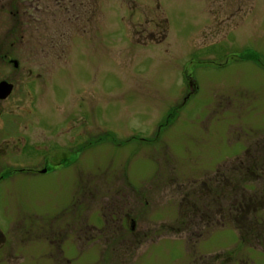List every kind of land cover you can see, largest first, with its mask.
Instances as JSON below:
<instances>
[{
  "label": "rangeland",
  "instance_id": "rangeland-1",
  "mask_svg": "<svg viewBox=\"0 0 264 264\" xmlns=\"http://www.w3.org/2000/svg\"><path fill=\"white\" fill-rule=\"evenodd\" d=\"M30 1L0 0L21 65L1 106L20 125L0 118L16 135L0 144V264H264L231 223L173 230L203 181L248 152L264 165V0H150L134 26L104 5L86 40L58 39L73 26Z\"/></svg>",
  "mask_w": 264,
  "mask_h": 264
},
{
  "label": "trees",
  "instance_id": "trees-1",
  "mask_svg": "<svg viewBox=\"0 0 264 264\" xmlns=\"http://www.w3.org/2000/svg\"><path fill=\"white\" fill-rule=\"evenodd\" d=\"M263 180L264 165L248 152L246 158L239 159V164L224 167L214 178L203 181L193 192L184 195L180 204L181 221L173 230L179 235L192 236L194 228L204 226L208 232L212 226L224 227L231 223L241 242L263 244L264 220L258 213L264 210V182L262 188L257 184L251 186ZM198 233L201 237L202 232Z\"/></svg>",
  "mask_w": 264,
  "mask_h": 264
},
{
  "label": "flooded vegetation",
  "instance_id": "flooded-vegetation-1",
  "mask_svg": "<svg viewBox=\"0 0 264 264\" xmlns=\"http://www.w3.org/2000/svg\"><path fill=\"white\" fill-rule=\"evenodd\" d=\"M150 3V0H31L30 8L33 11V15H35L34 19L37 21H41V19L46 18L61 25L73 26L71 29L73 31L72 33H68L66 31L58 32V39H66L67 37H72L73 39L76 35H80L81 39L83 38L86 40L87 38L85 34L89 35V37H93L101 31V29L98 31L97 27L100 28V25L102 24L104 5L113 7L114 15L121 19L123 24L134 26L136 24H142L150 21ZM10 12L11 15H14L13 11ZM16 14H20V11L17 10L15 15ZM87 25H94V31L87 33ZM80 27H82L84 33L77 32ZM131 28L133 30V27ZM149 34L150 33H145V31L142 33L133 32V35L141 36L143 38L150 36ZM14 40H9L6 35L0 37V69L3 67V71L0 72V85L2 83H7L11 86L10 94L4 98H0V118L6 115L7 117L5 118H8V116L11 115L17 116L16 113H13L12 109L8 108L9 111H7L6 108L1 107L6 105V103L13 98L16 85L14 78H18L20 76L19 72H21V65L19 61L13 58V47L15 46ZM253 57L255 60H259L257 54H254ZM16 62H18V64H16ZM28 73L29 75H33L32 70H29ZM37 77L41 78L42 75L37 74ZM0 96H2L1 93ZM17 117L20 125V116ZM5 118L0 126L4 125L8 121ZM60 129L61 127H57L55 130L59 131ZM13 135L14 134L1 135L0 144H10V139H13ZM81 136L82 135H80L78 138ZM83 136H86V134H83ZM30 138L32 143L37 142V137L34 135L32 137L30 136ZM56 145L61 147L58 143H56ZM65 146H68V144ZM65 146L63 145V147ZM84 146H87V144L84 143L80 145L81 148ZM80 151L81 150L78 152ZM19 164L20 162H16L17 167L13 170L12 174L11 171H9V177H12L11 175H16L18 173ZM6 178L7 175L4 174V172H0V182L4 181ZM259 247L261 248L260 245Z\"/></svg>",
  "mask_w": 264,
  "mask_h": 264
},
{
  "label": "water",
  "instance_id": "water-1",
  "mask_svg": "<svg viewBox=\"0 0 264 264\" xmlns=\"http://www.w3.org/2000/svg\"><path fill=\"white\" fill-rule=\"evenodd\" d=\"M16 64H18V62H16ZM0 93H1V95L2 96H0V98L2 97V98H4V97H6V96H8L9 94H10V92H11V86L10 85H8L7 83H2L1 85H0ZM46 172V171H45Z\"/></svg>",
  "mask_w": 264,
  "mask_h": 264
}]
</instances>
